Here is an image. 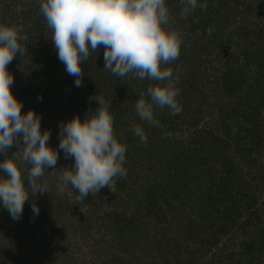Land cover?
I'll use <instances>...</instances> for the list:
<instances>
[{
    "label": "trees",
    "instance_id": "trees-1",
    "mask_svg": "<svg viewBox=\"0 0 264 264\" xmlns=\"http://www.w3.org/2000/svg\"><path fill=\"white\" fill-rule=\"evenodd\" d=\"M202 3L206 10L181 19L185 0H165L164 27L181 44L179 58L161 67L172 71L182 111L154 105L156 127L139 118L135 103L142 93L150 101L149 84L167 81L112 74L101 45L82 63L83 86L76 87L58 59L41 0H0V25L22 29L24 54L7 66L11 91L22 113L40 117L49 146L59 148L61 122L83 121L98 109L97 95L126 146V175L82 201L71 185L58 192L63 168L75 161L57 150L55 169L39 181L48 182V192L30 196L18 220L0 204V264H89L78 260L86 248L92 264H264V0ZM7 156L14 159L9 150ZM18 164L26 178L31 166ZM0 176L7 178L2 169ZM8 238L19 252L3 246Z\"/></svg>",
    "mask_w": 264,
    "mask_h": 264
},
{
    "label": "clouds",
    "instance_id": "clouds-1",
    "mask_svg": "<svg viewBox=\"0 0 264 264\" xmlns=\"http://www.w3.org/2000/svg\"><path fill=\"white\" fill-rule=\"evenodd\" d=\"M185 4L181 19L197 7L207 8L206 3L198 4V0H185ZM40 11L51 30L58 59L66 72L76 78V87L83 86L82 63L103 45L104 69L112 74L125 77L131 73L141 80L167 81L163 85L149 84L150 101L143 98V93L136 101L135 110L142 121L160 127L154 105L168 108L172 115L182 111L176 100L178 90L172 71L161 67L179 58L181 44L180 35L164 27L169 22L165 0H41ZM20 31L14 26L0 25V152L5 154L0 169L7 174V178L0 176V204L14 220L21 217L30 196L48 192V182L39 181L45 169H55L58 160L57 150L48 144L50 132H41L40 117L33 110L22 113V103L10 88L14 80L7 66L17 53L24 54L18 42ZM95 99L98 109L89 110L83 121L75 116L59 125V149L65 158L74 157L75 165L63 168L58 192L63 194L71 185L78 193L77 201L104 187L112 190L114 177L126 175V146L114 136L113 117L105 100L98 95ZM133 127L140 141L146 143L144 130L139 125ZM14 144L19 149L15 159L7 156ZM17 161L31 166L26 178ZM32 211L39 213L34 203Z\"/></svg>",
    "mask_w": 264,
    "mask_h": 264
},
{
    "label": "rangeland",
    "instance_id": "rangeland-1",
    "mask_svg": "<svg viewBox=\"0 0 264 264\" xmlns=\"http://www.w3.org/2000/svg\"><path fill=\"white\" fill-rule=\"evenodd\" d=\"M40 47V46H39ZM38 47V48H39ZM45 48V46L44 47H40L39 48V50L38 51H40V49H44ZM57 93V92H56ZM88 104L90 105V104H92L91 103V101H89L88 102ZM49 106V105H48ZM48 112V111H47ZM124 130L122 129L121 130V134L122 133H124L123 132ZM113 132H114V136L116 135V130L114 131L113 130ZM20 139V138H19ZM20 142L22 143L23 141H22V139H20ZM52 146H53V142H52ZM55 149L56 150H58V151H60L61 152V150L58 148V146H56L55 147ZM9 150V152H11L12 153V156L14 157V159H15V156H17V155H19V152H17L19 149H18V147L14 144L10 149H8ZM16 152V153H15ZM15 153V154H14ZM17 162H20V161H17ZM17 232V231H16ZM5 239V238H4ZM17 241H15V239H10V238H8L7 240H4V244H3V246H7V247H10V248H12V251L13 252H19V250H21V248H19L18 247V244L16 243ZM191 246H193V245H191ZM193 247H195V248H197L198 247V245H196V246H193ZM221 248V247H220ZM189 249H193V248H189ZM93 251L92 250H90V249H88V248H86V249H84L83 251H79V253H78V255H79V257H78V260H81V258H83V259H85L86 261H87V263H91V260H92V257H93V255L91 254ZM218 252H220V250H218ZM217 252V253H218ZM225 252L224 253H221V257H224L225 255ZM77 255V256H78ZM211 256V254L209 253V254H207L206 256H205V260L207 259V258H209ZM182 257H184V255L182 256ZM147 263V262H146ZM196 263V262H195ZM92 264V263H91Z\"/></svg>",
    "mask_w": 264,
    "mask_h": 264
}]
</instances>
